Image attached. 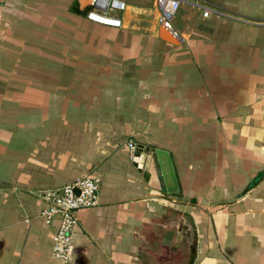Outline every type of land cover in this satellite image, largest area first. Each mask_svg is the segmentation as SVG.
Instances as JSON below:
<instances>
[{
	"label": "crops",
	"instance_id": "1",
	"mask_svg": "<svg viewBox=\"0 0 264 264\" xmlns=\"http://www.w3.org/2000/svg\"><path fill=\"white\" fill-rule=\"evenodd\" d=\"M119 1L120 27L0 5V264H63L29 191L83 176L71 264H264V0H179L175 38L155 0ZM128 140L169 154L177 194Z\"/></svg>",
	"mask_w": 264,
	"mask_h": 264
},
{
	"label": "built area",
	"instance_id": "2",
	"mask_svg": "<svg viewBox=\"0 0 264 264\" xmlns=\"http://www.w3.org/2000/svg\"><path fill=\"white\" fill-rule=\"evenodd\" d=\"M86 3V19L104 26L120 27L121 21L117 14L123 12L125 4L119 0H77ZM3 0H0V5ZM180 6L179 0H155L159 27L169 36L176 37L172 26L173 18ZM208 12L203 13L207 16ZM128 148L134 152L143 148L131 140ZM99 191L98 180L83 176L72 183L57 188L30 190V194L46 204L47 208L41 216L46 223L56 217L59 220L58 229L53 238L52 256L63 264L72 263V238L78 225L76 213L81 209L97 205Z\"/></svg>",
	"mask_w": 264,
	"mask_h": 264
},
{
	"label": "water",
	"instance_id": "3",
	"mask_svg": "<svg viewBox=\"0 0 264 264\" xmlns=\"http://www.w3.org/2000/svg\"><path fill=\"white\" fill-rule=\"evenodd\" d=\"M131 161L138 171L144 170L145 173L147 172L148 167L151 164H154L161 175L164 191L168 194L178 193V186L172 163L167 152L150 149L143 152V150L138 148L132 152Z\"/></svg>",
	"mask_w": 264,
	"mask_h": 264
}]
</instances>
